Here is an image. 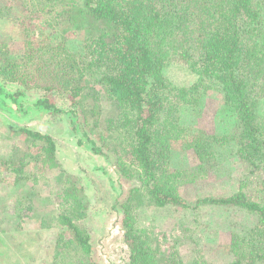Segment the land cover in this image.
Here are the masks:
<instances>
[{
  "label": "trees",
  "instance_id": "1",
  "mask_svg": "<svg viewBox=\"0 0 264 264\" xmlns=\"http://www.w3.org/2000/svg\"><path fill=\"white\" fill-rule=\"evenodd\" d=\"M53 2L59 6L51 21L56 27L85 32L80 47L70 49L61 39H30L22 57H10L0 48V106L22 117L65 114L77 133L76 143L85 146V135L91 152L107 155L105 144L115 140L118 170L140 181L121 203L130 264H161L148 243L147 231L137 226L138 201L189 207L181 187L207 177V168L215 164L218 142L224 146L237 141L236 152L251 169L250 175L237 178L233 193L202 201L257 216L254 227L232 235L228 248L232 258L226 264H264V0ZM173 64L186 65L195 74L194 81L177 86L170 78ZM211 90L220 92L224 104L236 114L235 133L219 136L202 131L187 143L200 160L197 169H170L163 153L185 139L181 112L201 102ZM199 92L198 99L194 93ZM105 99L112 105L109 113L100 109ZM78 105L85 106V119L93 124L90 130L82 128L81 132ZM19 129L36 146V160L59 166L54 162L58 146L52 136L28 126ZM106 135L112 141H106ZM25 153L16 147L9 157L1 158V170L23 172L28 164ZM128 156L131 161L126 160ZM65 178L62 210L54 216L45 210L47 218L33 220V229L61 227L53 261L41 264H67L57 256L71 244L77 251L73 264H99L91 236L78 224L87 216L84 188L71 174ZM64 235L69 237L64 240ZM190 264L208 262L202 257Z\"/></svg>",
  "mask_w": 264,
  "mask_h": 264
},
{
  "label": "rangeland",
  "instance_id": "2",
  "mask_svg": "<svg viewBox=\"0 0 264 264\" xmlns=\"http://www.w3.org/2000/svg\"><path fill=\"white\" fill-rule=\"evenodd\" d=\"M53 1L60 0H0V48L7 50L8 56L22 57L30 39L37 42L61 39L70 49L80 47L85 32L61 25L56 27L52 23L59 7ZM170 78L181 86L186 82L190 84L196 76L186 65L173 64ZM194 94L198 99L201 96L200 92ZM106 101L100 109L109 113L112 105ZM83 108V105L76 108L81 132L82 128L93 126L85 119L87 113ZM63 115L61 118L48 113H30L22 117L17 113L11 115L0 106V160L9 157L18 147L26 151L24 161L28 162L21 173L1 170L0 162V264L53 261L57 232L61 227L33 229V220L48 214L54 216L65 206L60 192L64 189L67 173L84 188L87 216L78 224L91 236L97 262L130 264V249L123 240L121 203L128 197L130 189L139 187L140 181L127 178L118 170L114 151L116 142L111 140V135L105 137L106 141H112L110 145L105 144L107 155L91 152L87 137L81 132L79 135L85 146L76 143L73 124ZM5 118L13 122L14 127H10ZM181 122L186 131L185 139L174 142L173 148L163 156L172 170H194L200 160L194 149L187 148V143L202 131L219 136L234 134L237 116L224 104L220 92L211 90L201 102L181 112ZM20 126L49 134L56 140L58 147L54 162L59 166L36 160V146L19 129ZM91 137L97 138L99 145L104 142L95 132H91ZM236 143L226 142L223 146L218 142L215 164L207 166V177L181 187L180 194L189 207L146 205L141 199L138 201L137 226L147 231L148 243L161 264H190L202 257L208 264H226L232 258L228 253L232 235L245 233L257 223V216L244 209L202 201L206 197L233 193L237 178L250 175L251 169L236 152ZM123 154L127 155L126 152ZM125 158L132 160L129 156ZM199 174L203 175L202 172ZM13 214L20 218H9ZM65 237L64 240L69 236ZM76 252L71 244L59 252L57 259L73 264Z\"/></svg>",
  "mask_w": 264,
  "mask_h": 264
}]
</instances>
